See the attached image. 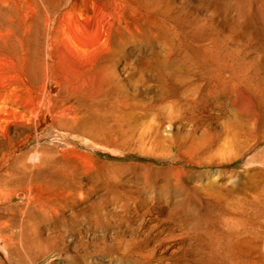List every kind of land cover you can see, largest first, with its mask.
I'll return each mask as SVG.
<instances>
[{"label": "rangeland", "instance_id": "obj_1", "mask_svg": "<svg viewBox=\"0 0 264 264\" xmlns=\"http://www.w3.org/2000/svg\"><path fill=\"white\" fill-rule=\"evenodd\" d=\"M169 2L170 13L160 0L64 7L58 30L70 24L73 39L78 22L89 30L88 16L99 9L117 12L121 24L111 41L80 37L90 50L82 68L77 61L80 84L71 60L62 65L55 50L53 74L66 73L65 88L83 85L79 110L35 122L27 111L40 96L33 72L43 60L48 3L0 0V89L18 111L29 102L15 139L29 138L21 150L41 154L31 180L9 186L16 196L2 217L9 225L0 226L5 264H143L116 243L133 237H149L150 251L167 264H264V0ZM103 68L115 69L123 86ZM34 123L44 128L41 138ZM174 202L184 208L181 222L198 232L191 255L162 252L155 241L181 231L153 225ZM135 210L145 220L132 222Z\"/></svg>", "mask_w": 264, "mask_h": 264}, {"label": "bare ground", "instance_id": "obj_2", "mask_svg": "<svg viewBox=\"0 0 264 264\" xmlns=\"http://www.w3.org/2000/svg\"><path fill=\"white\" fill-rule=\"evenodd\" d=\"M46 1L45 0H38L39 3L40 2L42 3V4L40 3L41 5H43V2H45V4L48 3V6L47 7H49V9L47 10V12L45 14V17L43 18L44 19V22H45V28H46V31H47V40L45 39L46 40V45L44 46L45 47V50H44V53L42 55L43 56V60L41 62L36 63V66L34 67L35 69H34V72H33L35 74V76L38 75L39 78L41 79L40 85L38 84L40 86V88L38 87L40 89V96H39L38 103L32 109H29L28 108L29 110L27 111L26 110L27 107L25 108V106H27V104L29 102L26 104V103H24L25 101L23 102V100L21 99V102H23L26 105L23 104L24 105V108H23L22 107V103L20 102V104H21L20 107H22V108L19 109V111H18V109H15L14 106H8V97L6 95V89H3V87L0 89V226H2L3 228H6L5 226H8L9 223H10L9 218H6V219L5 218H2V217H5L3 214H5L7 212L6 210H8V207L10 208L11 201L16 196L15 193H14V192H16V190H14L12 188L10 189L9 186L11 185L12 182H14L15 185H18L17 182H20L21 180H27V179L28 180H31V178L35 175L36 169L39 167V163L41 161V154H40V151L38 149H35V150H33V151L29 152V153L24 152V151L21 150V146L23 144L27 143L28 140H29V138L28 139H25L24 141L22 140V142L21 141L20 142L19 141L16 142V139L19 138V137L17 138L15 136V134L18 133L17 128H19L21 125L23 127H25L23 125L24 123L22 124L21 121L24 119V117L25 118L27 117L26 115H27V113L29 111H30L31 114L34 115V118L36 119L35 122L38 121L37 120L38 118H41V117L43 118V116H45V115H47L49 118L51 116L52 119H53V118H55L57 116H59V117L67 116L68 117L69 114H72V113H75L76 111H78L79 110V101H78V98L81 97V95H82V93H81V87L83 86V85H79L80 84L79 82L81 80L84 81V79L83 78H80V77H78V78L76 77L77 75L79 76V74L82 73V72H80V73L78 72L79 74H77V68L79 67L77 65V61H80L79 64H81V68H82V66H84V65H82L81 61L85 59V57H86V55H88V53L90 54V50H89V48L86 45L87 43L85 44L84 43L85 41L83 42V41H81V39H83L85 37V35H88V34L92 33V36H95L99 41H101L103 38L106 39V40L107 39L108 40L110 39V41H111L112 40V37H115V35L117 34L118 27L121 24L117 12L111 11V10H106V9H99V14L97 12H95V13H92V14H90L88 16V18H91V21H92L91 22V28L89 30L87 29L88 27L86 28L84 26L85 23L81 24V20L78 22L79 25H77V29H79V31H77V33L79 32L80 35L81 36H84V37L80 39L81 36L79 37V34H77L78 36H76V34H75V37L73 36L74 37V39H73L71 37L73 33H71V30L67 28V27L71 26L70 24L68 26L66 24L67 27H65V28H67V29H65V28L63 29L62 28V30H58L60 28V26L58 25L59 24V21H58V17L57 16L59 15V13L61 12V10L64 7L67 8L66 11L73 12L74 10H78L77 7H79L78 6V3L80 2V0H79V2H78V0H61V1L52 0L50 2H49V0H46ZM160 1H161V5L159 4L158 7L160 9H165V12H169L170 13V11H172L175 8L173 5L170 4L169 0H160ZM45 4H44V6H45ZM57 6H61V7L58 8L57 10H55V7H57ZM40 7L42 9V6H40ZM38 8H39V4H38ZM44 12H45V10H44ZM65 13L63 15H65ZM246 17H248V16H246ZM69 18H72V17H69ZM241 19H242V17H241ZM75 24H77V22ZM58 31L60 33H62V36L58 37V35H57V32ZM257 31H258V29H257ZM68 39H69V42L71 44L68 43ZM87 39H89V38H87ZM95 45H97V42H96V44H94V46ZM93 48H95V47H93ZM55 50H59V52H60L61 59H59V60L57 59V60L62 65H63V62H65V60H67L68 62L71 60V63L69 62L70 63L69 64V70L72 69L71 70L72 71V73H71L72 76L74 74L73 77H76L77 78V81L74 80V79L73 80L76 81V83H79L78 85L77 84H74V85H77V87L75 89H73L74 86L72 87V89L65 88L63 86V83L65 84V81L63 79L65 77V75H66L65 72H63V73H65L64 77H62L63 76V73H62V75L60 77H58L57 75H54L53 74L54 73L53 72L54 69H57V63H58V62L57 63L54 62V60H55L54 59ZM87 50L89 51L88 53H87ZM85 61H88V60H85ZM82 62H84V61H82ZM73 63H75V64L73 65ZM74 68H76V69H74ZM73 69H74V71L76 73L73 71ZM104 69L105 68H103V70ZM133 69L134 68H131L129 70L125 69L126 72H124V74L125 73L132 74ZM69 70H67V71L69 72ZM78 70H80V69H78ZM142 70H144V69H142ZM239 73H241V72H239ZM0 74H2V73H0ZM71 74H70V76H71ZM103 74L108 79H111L113 82H115L117 85L123 86L124 81L119 77V73L117 71H115V69H111V70L110 69H105L104 72H103ZM12 75H14V74H11V76ZM9 76H10V74H9ZM50 85H54V86L57 85V86H59V88L61 86L62 91L59 90L60 92L57 91L55 93V92H53V90L50 87ZM38 88L36 90H38ZM76 89H77V91H76ZM13 90H14V88H13ZM82 90H84V89H82ZM78 91L81 94L77 95L76 92L78 93ZM38 92L39 91H37V93ZM10 95H12V94H10ZM18 95H20V94H18ZM83 96H84V94H83ZM18 101H19V99H18ZM32 104L34 105V102ZM9 105H11V104H9ZM22 109H23V112H21ZM24 110L27 111V113L24 112ZM30 113H28V114H30ZM32 117H30V118L33 119ZM63 118H65V117H63ZM52 119H51V122H52ZM59 120H61V119L59 118ZM25 123H26V121H25ZM34 126H35V123H34ZM26 127L27 128H31L30 125H28ZM34 128H35V132L34 133H36V136L39 137V138H41V135H43L41 133H42V131H44V128L38 126V124H36V126ZM209 138H210V136H209ZM263 139H264V136H263L262 140ZM81 197H82V195H81ZM162 209L164 210V214H163V219L160 221L161 224H158L159 222L157 220H154V223H153V225H155V226L156 225H159L158 228H157L158 231H160V232H166V231L169 230L170 227L171 228L172 227H178V228L180 227L179 230H181V231L178 234L177 233L176 234L175 233L174 234L173 233H170V234H168V236L166 238L165 237L164 238L163 237H158L157 239H155V241H158L159 244H160V247H161L160 250L162 252H165L167 249H170L171 251H179V256H187V255L193 254L194 251L197 250L196 249V240L197 241L199 240V238L197 237L198 236L197 235L198 232H196L194 230H189L190 228L188 229V228L185 227V226H187V224H183L181 222L180 217H179L180 216V213L179 212H180L181 209H184L182 207L181 203H178V202H174L173 204H170L169 203V204L164 205V208H162ZM30 210H31V208H30ZM123 213H124V211H123ZM136 213H139V212L137 210H135V212H134V215L135 216H136ZM113 215L115 216V214H113ZM143 217H145V215ZM118 218H120V217H118ZM130 218H131V216H129V218H128L129 220H125V218L123 219L124 221H126V223L121 218L122 223L124 222L125 224H127L128 226L131 227V225L133 223L130 225ZM143 220H145V219L144 218L137 217L136 220H134L132 222H142ZM19 221H21V220H19ZM149 221L150 222H153V220H151V219H149ZM123 229H124V227H123ZM200 231H202L201 228H200ZM206 235H207V233H206ZM117 238H119V237L117 236ZM138 238L137 237H133V238H131L129 240H126V239H123V240L122 239H118V240H116V243L119 246L120 245H123L122 246L123 247V250H124L125 254L128 257H131V258L133 257V258H135L137 260H140V262L143 261V264H167V263H169L168 262V259H165L164 256H161V257L156 258L154 256L155 253L152 252V251H150V248L148 247L149 242H150V238L149 237H148V239H145V240L144 239H138ZM4 244H5L4 241H1L0 240V248H4ZM206 246H207V244H206ZM209 247L210 246H208V248ZM247 249H249V248H247ZM6 262H7L6 260H0V263L1 264H5Z\"/></svg>", "mask_w": 264, "mask_h": 264}]
</instances>
